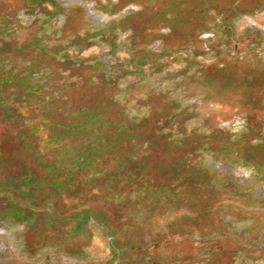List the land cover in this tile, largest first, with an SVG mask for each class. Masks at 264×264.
<instances>
[{"label":"rangeland","instance_id":"obj_1","mask_svg":"<svg viewBox=\"0 0 264 264\" xmlns=\"http://www.w3.org/2000/svg\"><path fill=\"white\" fill-rule=\"evenodd\" d=\"M55 1L61 4L56 10L50 0L35 4L26 0H0V15L6 16L5 21L0 16V65L7 61L12 65L28 61L32 70L43 68L45 74L34 72L33 77L56 94L52 102L54 109L48 112L54 120L77 121L80 116H72L74 111L84 104H98L99 98L94 93L98 70H103L112 78L111 97L116 96L132 116L154 108L169 115L170 123L160 121L166 136L185 132L197 141L209 138L210 146L201 141L193 152L186 151L188 160L197 168L207 167L218 174L216 185L224 184L225 178L234 179L242 190L251 192L256 199L254 205L242 206L236 199L228 203L225 200L222 203L231 210L220 212L219 216L237 241L255 246L262 243L264 172L255 169V163L264 164V146L259 145L257 136L248 132L249 148L236 159V146L232 143L243 137L242 132L255 126L254 123L260 128L264 125V110H257L260 105L254 102L255 97L251 99L253 90L259 91L254 94L259 98L264 94V3L254 11H242L235 16L231 21L235 30L231 37L216 26L210 25L208 30L198 27L193 13L196 9H206L207 15L214 18V8L232 0H219L212 9L196 0H185L187 7H193L186 25L175 19L184 14L181 10L174 11V19L148 15L146 11L164 9L167 2L163 0H136L129 4L122 0H83L89 5L91 15L72 0ZM242 1L249 7L254 0ZM130 12L137 17L136 21L146 18L152 21L135 39L133 27H126L125 17ZM99 30L109 38L99 37L96 34ZM187 34L190 36L185 39ZM232 38L239 40L237 48L232 46ZM37 40L51 47L45 56L32 52ZM18 50L34 53L31 55L38 61L16 56ZM250 56L258 65L248 66ZM142 59L145 61L141 62ZM199 72L203 73L201 79H197ZM240 79L250 87H238ZM109 92L110 89L103 93L105 99ZM5 109L0 108L3 153L0 188L7 182L8 171L35 164L24 158L25 146L15 136L22 131L31 137V131L19 125L15 114H10L11 108ZM109 110L107 107L105 112ZM46 130L59 132L55 127ZM89 131L92 132L91 128ZM83 135L87 136L85 132ZM26 194L25 187H21L20 199L26 201ZM20 205L10 208L5 197L0 196V264H105L109 258L108 239L95 223H89L84 235L71 238L65 235L60 222L47 219L48 202L36 199ZM211 243L226 241L216 239ZM228 250L212 259L203 255L202 242L194 240L179 242L172 253L177 257L188 256L186 264H264V247L255 252V257L248 256V251L238 244ZM134 260L138 258L130 252L123 264H136Z\"/></svg>","mask_w":264,"mask_h":264},{"label":"flooded vegetation","instance_id":"obj_2","mask_svg":"<svg viewBox=\"0 0 264 264\" xmlns=\"http://www.w3.org/2000/svg\"><path fill=\"white\" fill-rule=\"evenodd\" d=\"M26 1L35 4L42 0ZM135 1L122 0L126 4ZM218 1L199 2L212 9ZM261 2L264 0H254L249 7L242 0H232L230 4L242 12L254 11ZM157 10L146 12L152 17ZM3 14L0 16L5 21ZM134 18L137 17L130 12L125 21L126 27H133L135 39L152 21ZM96 34L109 38L103 30ZM186 36L185 39L190 35ZM49 49L50 46L37 40L32 52L45 56ZM31 54L34 53L16 51V56L22 59L38 61ZM247 64L253 67L258 62L250 56ZM34 72L44 73L43 68L32 70L28 61H18L16 65L7 61L0 65V108L6 107L7 111L11 108L10 114H15L19 125L31 131V137L22 131L15 136L16 141L27 147L22 152L24 158L35 162L26 169L22 165L6 173L7 182L0 188V196L5 197L10 208L36 199L48 202L47 219L60 222L65 235L71 238L84 235L89 223H95L108 239L109 258L105 264H123L130 252L137 256L136 264H186L188 256L177 257L172 251L179 242L194 240L202 242L203 255L212 259L237 244L253 257L263 249L264 241L258 246L237 241L219 216L220 212L231 210L222 203L225 200L228 203L236 199L242 206L254 205L256 199L251 192L242 190L234 179L225 178L224 184L216 185L218 174L207 167H195L187 158L186 151L193 152L201 141L210 146L209 138L197 141L185 132L166 136L160 121L170 123L169 115L154 108L132 116L116 96L111 97L112 78L103 70H98L94 93L99 98L98 104H84L74 111L72 116H80L77 121L54 120L48 112L54 109L56 94L42 87L40 80L34 79ZM201 75L199 72L197 79ZM108 89L105 99L103 93ZM107 107L110 110L106 113ZM90 112L94 114L88 115ZM53 127L59 132L46 130ZM21 187L28 192L26 201L20 199ZM216 239L226 243H211Z\"/></svg>","mask_w":264,"mask_h":264},{"label":"trees","instance_id":"obj_3","mask_svg":"<svg viewBox=\"0 0 264 264\" xmlns=\"http://www.w3.org/2000/svg\"><path fill=\"white\" fill-rule=\"evenodd\" d=\"M165 2H167V4L165 5V8L162 9L161 7L158 8L157 10V15L161 16V18H167V19H174V17H172V14H174V11H177L179 13V10H181L184 14L181 15H177L175 17V19L177 20V22H179L180 24L186 25L189 22V13L190 11L193 9V7L188 6L186 4H184L185 0H163ZM196 1H200V0H196ZM50 2L53 4L54 10H56V8H59L61 6L60 3H57L55 0H50ZM232 1L227 2L226 4H224V6H217L214 8L215 10V17L211 18V16L207 15V10L206 9H196V11H194V17L193 20L196 22L197 25H200L198 27H203L204 30H208V26L212 25V26H216L217 28H219L220 31H222L223 33H225V36H231L232 34H234L235 30L233 28V25L231 23V21L235 18V16L241 12L238 10L233 9L232 5L230 4ZM196 5V3H195ZM196 8H201V7H196ZM196 15V17H195ZM195 18V19H194ZM232 37V36H231ZM238 38V37H237ZM233 39V43L232 46L234 48H237L239 45V40L237 39ZM113 46H115L114 41H112L111 43ZM241 80V79H240ZM255 80V78H254ZM250 84L248 82H246L245 80H241V82H239L237 84L238 87H250ZM259 93V91L257 90H253V97L251 96V99H254V102L256 103V105H260L258 106V109L262 110L264 109V103L261 104V100L264 97L261 96V98H259V96H254L255 93ZM255 126H251V127H247L246 130H244L242 133H244L243 137H237L235 139V141L232 143V145L236 146V159H239V156L241 154H243V152H245V150H247V148H249V144L247 143V133H252L253 135L257 136L258 139V143L261 146H264V125L261 126V128L259 127V124L254 123ZM233 147V146H232ZM226 155V154H225ZM230 155V154H229ZM228 155V156H229ZM239 155V156H238ZM227 156V157H228ZM231 158V157H230ZM255 169L264 172V164H259V163H255ZM259 173V172H258ZM262 177H264V174L262 175Z\"/></svg>","mask_w":264,"mask_h":264},{"label":"built area","instance_id":"obj_4","mask_svg":"<svg viewBox=\"0 0 264 264\" xmlns=\"http://www.w3.org/2000/svg\"><path fill=\"white\" fill-rule=\"evenodd\" d=\"M72 2L79 4L81 7H84L86 9V11L88 10L87 11L88 15L92 14V11H90V9H88L89 5L87 3H84L83 0H72Z\"/></svg>","mask_w":264,"mask_h":264}]
</instances>
